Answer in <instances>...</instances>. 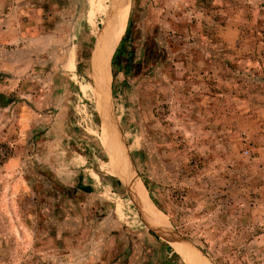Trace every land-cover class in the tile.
I'll return each mask as SVG.
<instances>
[{"label":"rangeland","instance_id":"1","mask_svg":"<svg viewBox=\"0 0 264 264\" xmlns=\"http://www.w3.org/2000/svg\"><path fill=\"white\" fill-rule=\"evenodd\" d=\"M113 2L0 0V264H264V0H129L102 94L155 216L106 149Z\"/></svg>","mask_w":264,"mask_h":264},{"label":"bare ground","instance_id":"2","mask_svg":"<svg viewBox=\"0 0 264 264\" xmlns=\"http://www.w3.org/2000/svg\"><path fill=\"white\" fill-rule=\"evenodd\" d=\"M114 4H116L115 14H114L113 18H111L113 12L110 15L108 23L110 22V19H112V20H111L110 24H108L109 26L107 27V29L105 31V34L102 38V41H100L101 43H99L100 45H99L98 49L96 50L97 52L95 53L96 55H95V59H94V73H95V78L97 81L96 85L98 87V93L100 94V97L102 99L101 104H100V102H98V103L101 105L102 116L104 119L105 132L109 135V137L108 136L107 137L109 139L111 138V140H110L111 143L109 144V145H111V147L110 148L106 147V149H107V151H109L112 160L116 163V165L119 169V173L121 175V179L128 186V188L130 189V192L134 194L133 196L137 199V202L139 203V205H142L144 207L142 209H144L148 215L155 216L156 215L154 213L155 211L153 210V208L149 204H147L148 201L144 197V194L142 192L143 191L142 188H139L140 186L137 185L134 177L131 175V172H129V169L127 167L128 164L126 165L125 160L122 158L123 154L122 153H121L122 155L120 154L121 150L119 151L118 148L116 149V147H115L117 145L115 144V141L112 137V133H113V130L115 128L114 129L111 128L114 126L112 124L111 116L109 114L110 112L108 110V106L110 107V104H107V98L104 96L105 94L104 95L102 94L105 91H107V85L106 84L109 83V79H110L109 78L107 80L106 76L109 77L108 75H111V60H110L111 55H112L118 41L121 39L123 33L125 32L126 24L128 22V18H129V0H115ZM113 10H114V8H113ZM109 60H110V63H109ZM108 63H109V69H108L109 74H105L106 67H107ZM108 96H110V95H108ZM98 101H100V100H98ZM103 119H102V122H103ZM116 133H117V131H116ZM140 190H142V191H140ZM180 251H179V253L183 257L184 261L186 262L185 264H192V260L189 257V255H191L192 253L188 254L186 251H183V250L181 252ZM193 258L194 257H192V259ZM195 264H196V262H195Z\"/></svg>","mask_w":264,"mask_h":264}]
</instances>
